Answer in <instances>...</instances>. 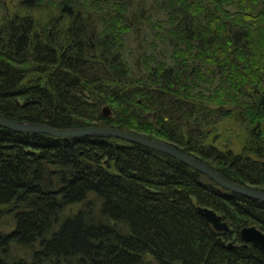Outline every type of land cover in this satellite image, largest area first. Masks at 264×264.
I'll return each mask as SVG.
<instances>
[{
    "label": "trees",
    "instance_id": "trees-1",
    "mask_svg": "<svg viewBox=\"0 0 264 264\" xmlns=\"http://www.w3.org/2000/svg\"><path fill=\"white\" fill-rule=\"evenodd\" d=\"M231 1L161 0L164 19L158 25L169 31L164 38L165 47L182 56L171 57V67L154 61V68L147 67L144 81L142 77L130 78L120 63L115 69L114 60L124 56L126 36L132 30L130 15L136 14L130 0H18L20 11H35L41 26L46 23L50 28L55 22L56 28L60 21L68 22L73 39L80 38L74 31L90 27L95 39L90 37L89 44L100 48L84 53V46L89 44L83 37L82 42L76 40L65 51L51 41L54 50L47 45L46 34H41L42 43L29 41L33 24L28 18L15 16L3 22L0 116L58 128L81 127L100 120L99 110L106 102L116 104L123 114H134L135 120L128 128L153 133L152 137L201 157L226 178L264 191V71L257 72L260 78L257 85L250 86L251 90L235 85L243 79L246 64L256 66L254 59L242 54L246 45L241 39L259 29V40L264 41V24L258 26L264 21V0L245 1L247 10L238 11V17L230 16L224 9L223 5ZM205 2H214L216 7L210 8ZM50 18L55 21L48 22ZM52 32L56 39V31ZM195 50L197 55L192 54ZM228 50L240 51L234 59L242 62V66H236L243 69L237 67L231 73L227 71L231 61L227 65L216 62L221 54L227 59ZM196 59H200L197 67L192 66ZM6 60L22 66L41 62L45 65L39 68L42 71L46 66L52 69L41 85L38 80L37 84L20 86L21 68H12ZM146 60H154L153 54L146 55ZM202 64L206 65L202 73L214 67L213 72L219 75L217 86L237 88L247 96L250 104H239L242 116L235 110L226 113L221 109L232 100L225 90L220 91V98L218 94L217 98L211 95L217 99V110L196 106L194 102L190 108L183 107L182 103L190 100L188 93ZM123 65L127 68L125 59ZM71 71L75 76L70 75ZM107 81L117 84L105 91L114 101L87 90L89 87L101 93L98 84ZM180 90L183 97L178 100L174 95ZM77 103L84 104L93 114L77 112ZM165 109L166 113L160 114ZM148 112H157L160 129L146 122L144 115ZM114 114L113 120L102 117L106 122L102 123L119 126L121 113L114 110ZM223 115L242 119L247 137L244 150L259 160L230 148L220 153L215 147L204 145L203 130ZM187 116L197 121L192 123ZM46 166H54V170L45 169ZM72 205L83 208L63 219L62 213ZM6 206H11L15 215L10 232L0 229V264H141L145 251L158 264H264V252L250 245L238 246L243 227L255 225L264 232V202L221 190L198 171L168 155L138 144L126 145L115 138H55L0 127V207ZM199 207L217 212L231 234L216 232L198 213ZM230 240L234 246L228 248ZM13 246L27 252L8 259Z\"/></svg>",
    "mask_w": 264,
    "mask_h": 264
},
{
    "label": "rangeland",
    "instance_id": "rangeland-1",
    "mask_svg": "<svg viewBox=\"0 0 264 264\" xmlns=\"http://www.w3.org/2000/svg\"><path fill=\"white\" fill-rule=\"evenodd\" d=\"M130 1H131V3H133L132 4L133 5L132 11H133V13H136V14L130 15L129 20H130V23L132 24V30L126 36L125 51H123L124 56L121 55L120 57H117L116 60H114L115 61V69L118 70L117 65H118V63H120L125 68L124 70H127V72L129 71V77L130 78L142 77L145 81L146 77H144V76L147 74V71H148L147 67H151V68L153 67L154 68V66H155L154 61H161L162 63H164L165 67L166 66L171 67V65H172L171 63L173 62L172 58L177 59V58L182 56V53L179 52V53L173 54L171 47H165L166 41H164V38H165V35H167L169 31L163 25H161L160 27L158 25L159 20L161 21V23H163V19H164V13L161 10L160 5H159V2L161 3V0L160 1L159 0H130ZM245 1H247V0H232L230 4H224L223 6L225 7L224 9H225L227 14H230V16H232V17H238L237 16L238 11L247 10V9H245V3H244ZM205 4L208 5L210 8L216 7V3H214V2H205ZM34 12L35 11H33V10H23V12L20 11V8L18 5V0H0V30H2L4 28L3 22H6L7 20L17 16L16 19L28 18L29 20H31V24H33V25L30 27V30H29L30 34L28 35V39L31 43H32V41H34V43H35L36 40L38 41V43L44 42L43 35H41V34H46V39H47L46 41L48 43L50 42V44L47 43V45H49V47L51 49H54V50H55V47L53 46L54 43L61 46V50L65 51V50H69V48H71V46H73V44L75 43L76 40H77L76 41V43H77L80 41L82 42V40L85 39L84 40L85 43L89 44V43H91V38L95 39V33L93 34V32H90L92 30L90 27H83V29H80L77 31L70 29V30L74 31V33H77V35H78L77 37H80L78 39H75V38L73 39V37L69 34L70 33L69 26H67L68 22L64 23L63 21H60L56 28L54 25L55 22H52L50 24L51 29L46 26V23L44 24V26H41L40 24H38L37 20L39 18L34 16ZM256 15H257V12L254 13V16H256ZM39 16L41 17L43 15L40 14ZM258 16H259V14H258ZM230 19L231 18H228L227 20H230ZM51 21H55V18H50L48 20V22H51ZM263 22L264 21L259 22L258 26L261 25V23L264 24ZM52 31H56V33H57L56 39H55V34ZM252 33L253 32H250L246 38L241 39L246 45L244 47V51L242 54H245L244 56H247L249 58L254 59V62H255L254 64L256 66H254L252 64H246L245 67H247V68L244 70L243 79L242 80L238 79V81L235 83V85H237V86L243 85L244 87H247V88L249 87L250 90H251L250 86L257 85V83L259 81L257 79H259L260 77H259L257 72L258 71H264V60H262V57L264 58V41L259 40V38L262 37V34H261L262 32H260L259 29H257L253 35H251ZM49 36H51V39H49ZM165 40H167V39H165ZM51 41H53V42L55 41V42L52 43ZM27 43H28V41H27ZM171 46H173V43L171 44ZM25 48L29 49L27 44H26ZM99 48H100L99 46L92 47L89 44V46L85 45L83 50H84V53H89V52H95ZM237 51L240 53L239 50H228V54H229L228 58L225 59L223 57V55L221 54L218 56V59L216 62L221 61L223 64L227 65L231 61L232 64H231V66L227 67V71H229L231 73H235L236 68L238 67L236 65L240 64L242 66L241 61H237V59H234V57L236 55H238ZM82 54H83V51H82ZM152 54H153L154 60L147 61L146 55H152ZM188 54H189V52L187 53V55ZM192 54L197 55L198 51L195 50L192 52ZM211 57L213 59V54L211 55ZM243 58L244 57L242 55V59ZM124 59L127 62V68L128 69L123 65ZM6 61H8V60H6ZM41 61H44L45 64H50L49 62L47 63V60L42 59ZM8 62L12 68H16V69L21 68V72H22L21 77L23 76V80L20 81V83H19L20 86L27 84V83H35V82H36L35 84H37L38 80H40L39 85H41L42 83H44L43 81L48 76L47 74L49 73L50 69H52V68H50V66H46L44 71H42L39 68H42L43 67L42 65H44V64H42L41 62L36 64L35 61H31L28 64H25L23 66L16 64V63H11L10 61H8ZM194 63L195 64H193L192 66L197 67V65L200 64V59H196ZM248 63H251V61ZM188 66H191V63H189ZM205 66L206 65L200 66L201 71H200V73H197L199 76L198 75H197L198 77L196 76L197 79L193 82L192 88H190L189 93H188L190 100L187 101L186 103L183 102L182 103L183 107L184 108H190L191 107L190 104H192L194 102L196 104V106H202V107H206V108L208 107V109L217 110L216 106H215L216 105L215 101L217 99H215V98H217V94H218V97L220 98V96H221L220 91L225 90V92H227L228 97L232 100L227 102L225 104V106L222 107L221 109L226 113L228 112V110H231V111L235 110V114H238V116H242L241 106L239 104L241 101H243L247 104H250L247 100L248 99L247 96H243L241 91H239V89H237V88L229 87L228 89H226L223 86L221 88L219 86H217L219 84V83H217L218 82L217 76H219V75L216 74L215 72H213L214 67H211L210 70L205 69V72L202 73ZM238 68L243 69L242 67H238ZM69 73H70V75L75 76V73L73 71H71ZM201 73H202V76L200 75ZM206 76H207V78H205ZM79 81L81 84L84 83V81L82 80L81 77L79 78ZM144 81H141V83L142 84L145 83ZM111 82L112 81H107V82H102V83L98 84L99 90L102 91L101 93L98 92V90H95V89L92 90L89 87L87 90H89V92H93V94H95V95L99 94V97L101 99H104V97H106L108 101H114L112 98H109V96L105 93L106 89L109 86L110 87H116L117 86V84H114ZM146 83H148V82L146 81ZM30 85H33V84H30ZM95 85H97V84L95 83ZM122 85H124V84L122 83ZM217 87L220 89L219 91H218ZM125 88H126V86H125ZM181 91L182 90L179 91L178 95H174V98H176L178 100L182 99L183 94ZM54 92H52L53 96L55 95ZM84 92H86V91H84ZM206 94H210L209 100H206V99H208V97H205ZM84 95H89V94H84ZM211 95L214 96L215 98L212 99ZM221 98H223V100H224V97H221ZM247 104L243 105V109L245 107H247ZM77 105H78L77 107L75 106L77 112L85 113V115H88V116H91L93 114V111L90 110L88 107H86L84 104L77 103ZM167 105L169 107L171 106L169 103H167ZM95 110H96V108H95ZM114 110L118 113H121V114H118L120 116L118 123L120 125H122L123 127H121L120 125H119L120 127L117 125H114L116 127L113 128V126H110L109 124L106 125V124L102 123V122H105V121H103L104 119H107V120L108 119L109 120L114 119V117H115ZM166 110L167 109L162 110L160 114L166 113ZM71 112H72V110H71ZM136 112L134 111V113L137 115L138 112L137 113ZM99 114L101 115V117L99 118L100 120H97L98 122L97 121L92 122V124L90 122L91 125H89V126L86 125L85 127H99V128H103V129H118V130L124 131L126 133L129 132V133H133L136 135L139 134V135L145 136V137L152 139V140H158V141L167 142V143L171 144L169 141L164 140L162 138H156L155 136L152 137L153 133H150V134L145 133V132L142 133V132L136 131L133 128H128V127H131L133 120H135L134 114L132 117L128 116L127 111L124 112V114H123L121 111H119V109H117L116 104L114 106H111L110 104H108V102H106L100 108ZM263 114L264 113H262L261 116ZM144 116L147 119L146 122L151 124V126H153L154 129H157V130H158V128L160 129V126L158 125V114H157V112H153V113L148 112V113H145ZM165 116L166 115L163 116L164 121H167L168 118H167V116L166 117ZM102 117L104 119H102ZM75 118H76V116H75ZM187 118L192 120V123L197 121L196 118H194L193 116H189V117L187 116ZM241 121H242V119H238V117L236 115H233L231 118H227L226 116L223 115V117H221L217 120L213 119V125L212 126L210 125L211 127L203 130V133H206V136L203 138L206 140L204 145L207 147L213 146L216 148V151H219L220 153L221 152L224 153L227 151V148H230V150L234 151L237 154L238 153L249 154L251 159H253L255 161L259 160L255 154H251V152L247 153L244 150V143L247 140V137L243 133L244 126L241 124ZM260 122L263 123L262 119ZM199 124H205V123H199ZM201 126L203 128L205 127L203 125H201ZM82 127H84V126L66 127V128L52 127V128L57 129V130H60V129L61 130H65V129L71 130V129H78V128H82ZM263 130H264V128H263ZM184 132H185L184 135L188 136L185 129H184ZM52 137H55V136H52ZM55 138H63V137H55ZM70 138H75V137H70ZM107 138H111V137H107ZM115 139L121 141L123 144H126V145L136 144V143L121 140L118 138H115ZM171 145H173V144H171ZM177 149H179V148H177ZM180 151H182V150H180ZM186 154H189V153H186ZM192 156H194V155H192ZM194 157H196V156H194ZM196 158H198L199 160L202 159L201 157L200 158L196 157ZM111 170L113 172H116V168L114 166L111 167ZM244 185L255 188L254 186L249 185V184H244ZM255 189H257V188H255ZM257 190H260V189H257ZM261 191H263V190H261ZM82 206L83 205H75L71 208H67L65 210V212L62 213L63 219H65V218L68 219V217H70L73 214L72 212L79 210V208H81ZM0 208H1L0 209V229L4 233H8L12 230V227H13L12 223L14 222L13 214L15 215V212H13V209L11 208V206L0 207ZM119 225H121V224H119ZM250 226H255V225H250ZM260 231L263 232L262 230H260ZM230 241H232V240H230ZM233 241H234V239H233ZM26 252H27V250H26ZM26 252H23V250H17L15 248H13L11 250V253H9V256L7 258L8 259H16V258L24 255ZM142 254H143V256H141V257H142V260L144 259V261L141 264H158L150 252L145 251Z\"/></svg>",
    "mask_w": 264,
    "mask_h": 264
},
{
    "label": "water",
    "instance_id": "water-1",
    "mask_svg": "<svg viewBox=\"0 0 264 264\" xmlns=\"http://www.w3.org/2000/svg\"><path fill=\"white\" fill-rule=\"evenodd\" d=\"M0 125L7 127L10 130L23 132V133H43L55 137H112L118 138L125 141H130L139 144L143 147L149 148L151 150L168 155L185 165L191 167L192 169L198 171L201 174L206 175L210 180L216 183L219 187H223L233 193L250 198L253 200L264 202V191L257 190L253 187L246 186L241 183L234 182L226 178L222 173L213 167L209 166L202 160L186 154L180 151L175 146L158 140H152L145 136L139 134H133L129 132L120 131L118 129H103L99 127H84L78 129H65L57 130L53 129L47 125L42 124H32L19 121H13L8 119L0 118ZM199 209V208H198ZM205 216L206 220L212 225V228L217 232L231 233L227 224L222 221V218L218 216L209 208L199 209ZM240 239L245 243H250L262 252H264V233L255 228L254 226L244 227L239 231ZM231 247V244H229Z\"/></svg>",
    "mask_w": 264,
    "mask_h": 264
},
{
    "label": "bare ground",
    "instance_id": "bare-ground-1",
    "mask_svg": "<svg viewBox=\"0 0 264 264\" xmlns=\"http://www.w3.org/2000/svg\"><path fill=\"white\" fill-rule=\"evenodd\" d=\"M23 12V11H22ZM6 101H8V102H10V100H8V98H6ZM0 118H2V119H8V120H12L13 118H6V117H3V116H0ZM13 121H18V120H16V119H14ZM19 122H22L21 120L19 121ZM23 122H25V123H32V124H42V125H47V124H45V123H43V122H37V121H23ZM47 126H49V125H47ZM86 126V124L84 125V127ZM0 127L1 128H4V129H8L7 127H4V126H1L0 125ZM49 127H51V126H49ZM84 127H82V128H84ZM116 126H113V128H115ZM52 128V127H51ZM8 130H10V129H8ZM10 131H13V130H10ZM13 132H16V133H21V134H46L45 132H43V133H23V132H17V131H13ZM46 135H48V134H46ZM48 136H51V135H48ZM63 138H70V137H63ZM96 138V137H95ZM45 169H48V170H54V166H46L45 167ZM201 174V173H200ZM203 176H205L206 178H207V176L206 175H204V174H202ZM210 180V179H209ZM212 181V180H211ZM213 182V181H212ZM235 182V181H234ZM214 183V182H213ZM238 183V182H237ZM216 184V183H215ZM217 185V184H216ZM220 189L221 190H224V191H226V192H230V193H233L232 191H230V190H227V189H225V188H223V187H220ZM202 208H207V207H199V209H202ZM1 209V208H0ZM198 209V213L199 214H201L203 217H204V219L206 220V218H205V216L202 214V212L200 211ZM213 212H215L213 209H211ZM216 214H217V212H215ZM218 216H220L219 214H217ZM221 217V216H220ZM206 222L212 227V225L206 220ZM255 228H257L258 230H260L257 226H254ZM239 240H240V242H239V244H238V246H241V247H247V246H252V247H254V248H256L255 246H253L252 244H250V243H245V242H243L241 239H240V237H239ZM229 244H231V247L232 246H234V244H233V241H228V243H227V246H228V248H231V247H229ZM14 248H16V249H19V250H23V248L22 247H19V246H13ZM257 250H259L258 248H256ZM259 251H261V250H259ZM262 252V251H261ZM81 260V259H80Z\"/></svg>",
    "mask_w": 264,
    "mask_h": 264
}]
</instances>
